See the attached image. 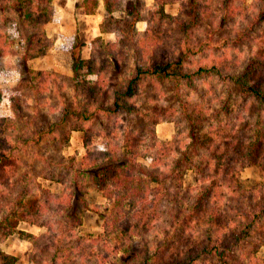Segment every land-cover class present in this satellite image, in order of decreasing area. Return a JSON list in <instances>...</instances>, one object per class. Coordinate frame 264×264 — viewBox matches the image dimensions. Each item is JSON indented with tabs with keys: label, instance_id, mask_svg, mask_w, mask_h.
Segmentation results:
<instances>
[{
	"label": "trees",
	"instance_id": "16d2710c",
	"mask_svg": "<svg viewBox=\"0 0 264 264\" xmlns=\"http://www.w3.org/2000/svg\"><path fill=\"white\" fill-rule=\"evenodd\" d=\"M0 1L3 11L15 13L13 17L7 16L5 21L16 25V34L22 37L17 39L6 33L4 38L0 34V78L7 66L5 59L13 52L12 47L19 45L18 62L26 65L23 81L34 93H42L50 87L54 73L48 69L30 68L28 61L45 55L55 44L46 33V25L58 20L53 0ZM100 1L80 0L78 7L86 14H94ZM145 1L103 0L108 13L123 14L117 19L123 34L125 30L121 24L132 29L144 17V11L148 9ZM236 1L219 0L218 6L224 16L234 13ZM171 3L189 9L191 18L177 22L184 34L177 53L168 59L152 58L145 64L136 65L116 84L108 79V73L116 70L120 63L115 52L117 44L96 37L90 56L83 58L79 45L71 37L68 48L73 58L75 106L63 105L57 119L48 127L38 129L35 135L27 136L23 143H50V139L56 141L57 133H60L61 145L66 146L74 131L83 133L86 153L77 171L83 170L92 177L95 188L107 199V207L102 213L104 232L98 240L100 247L97 251L84 248L89 254H82L86 258L79 264H89L87 261L94 264H198L203 256L214 257L218 264H264V258L258 256L264 246V178L249 185L239 179V174L248 167L256 166L264 172V66L258 65L260 61L251 63L250 60L239 68L235 56L225 57L224 52L219 60L189 69V58L205 46L193 42L202 27L200 23L206 19L204 9L213 7L208 0H154L150 23L140 41L144 54L149 51L152 55L164 43L165 21L172 17L165 7ZM258 9V20L264 21V0ZM219 25H223L221 19ZM235 35L240 40L244 34L238 31ZM208 46L216 49L213 43L205 47ZM228 47L229 44L221 46L223 49ZM257 55H261L260 51ZM206 76H217L226 85L238 86L242 95L255 101L254 125L248 123L249 133L241 130V124L231 116L228 96L208 117L207 112L213 111L205 102L208 92L194 84ZM155 78L176 83L174 97L187 121L189 141L178 140L177 135L171 140L159 139L155 127L161 122L160 118L153 119L150 111L136 103L135 99L142 91L140 83ZM183 84L190 87L189 93L182 94L178 86ZM191 91L196 94L195 101H191ZM21 104L22 97L16 88L0 86V140L4 145L0 151V264H20L15 255L2 248V242L14 233L33 237L20 230L18 225L22 222L46 225L44 218L52 197L62 198L49 192L40 198L32 187L24 185L6 200L11 185L24 182V177L16 179L20 148L14 139L19 129L14 110ZM120 115L143 118L146 125L153 126L150 138L147 140L144 135L138 136L136 131L126 128L125 141L121 142L117 120ZM96 123L101 125L92 126ZM104 139L105 148H97ZM147 158L149 164L144 162ZM70 159L76 161V158ZM187 170L194 172L196 183L184 189ZM72 194L74 200L70 208L79 201L76 192ZM167 212L173 219L170 226L176 230L173 235L156 240L151 234ZM180 221H183L182 226L177 228L175 223ZM196 225L201 230L200 244L181 257L171 251L174 243L190 239ZM173 236L175 241H171ZM73 249L62 245L55 250L51 261L73 264Z\"/></svg>",
	"mask_w": 264,
	"mask_h": 264
},
{
	"label": "rangeland",
	"instance_id": "374dc122",
	"mask_svg": "<svg viewBox=\"0 0 264 264\" xmlns=\"http://www.w3.org/2000/svg\"><path fill=\"white\" fill-rule=\"evenodd\" d=\"M79 2L80 0H53L57 15L62 13L63 16L60 15L59 21L48 23L46 33L55 41L56 46L54 47V44L45 56L28 61L30 68L48 69L54 73L53 81L46 91L39 94L34 93L23 81L26 65H21L20 61L18 62L19 45L12 47L13 52L5 59L7 66L2 72L4 76L0 78V86L16 88L22 97V104L18 110H14L16 119L19 121V129L15 132L14 139L20 148L17 151L19 159L16 162V179L24 177V182L11 185L9 188L10 195H6V200H10L11 196L22 190L24 185L32 187L39 197L45 192L62 197L60 199L52 197L53 200L50 202V207L44 218L46 225H31L25 222L18 225L20 230L31 233L34 235L33 237L14 233L2 242V248L15 255L20 264H54L51 261L52 255L62 245L74 247L72 263L79 264L78 262L82 258H86L82 257V254H89L86 250L97 251L99 249L98 240L104 232V215L102 213L107 207V199L95 188L92 177L87 172L77 171V166L86 153L83 133L74 131L71 134L69 144L66 146L61 145L60 133H57L56 141L50 139V143L35 144L29 141L23 143L27 136L35 135L38 129L48 127L57 119L63 105L75 106L73 58L68 48L69 39L72 37L79 45L83 58L90 56L92 42L96 37L101 36L104 41L109 43L115 42L117 44L115 52L119 55L120 63L112 73L111 70L109 71L108 79L116 84L120 77L124 78L138 64H145L152 58L168 59L174 57L184 38L177 22L183 19H191L188 15L189 9H181L178 3L166 5V11L173 18H167L165 21V35L162 34L164 35V43L150 55L149 51H146V54L142 52L140 41L143 40L150 23V8H153L154 0L145 1L148 9H145L144 17L132 29H129L127 25L122 27L121 24L125 34L119 31L121 29L117 25V19L123 17L122 13H108L104 6V9H97V14L100 15L97 23V15L87 17L81 13L82 9L77 7ZM102 2L100 1L99 8L102 7ZM208 2L209 5L213 3V7L204 9L207 14L206 19L200 23L202 27L196 33V39L193 43L195 45L202 43L205 46L208 43H213L216 49L204 46L203 52L201 51L189 58V69L193 70L201 64L219 60L224 52L225 57L235 56L234 60L238 61L239 68H242L250 60H252L251 63L260 61L258 65L264 66V21H259L257 18L258 7L263 0H237L235 4L237 9L234 13L225 16L221 12V7L218 6L219 0H208ZM1 3L0 1L1 36L5 38L7 35H11L17 39L22 38L16 34L18 33L15 31L16 25L5 21L7 16L13 17L15 13L3 11ZM16 16L20 18L18 15ZM220 19L223 27L217 26ZM244 29L247 30L243 31ZM238 31H242L244 34L240 40L235 35V32ZM228 44V48H221L222 45ZM231 45L233 47H230ZM258 51L261 53L260 56L257 55ZM0 69H2L1 62ZM140 84H142V91L135 101L142 108L150 111L154 115L152 116L153 119L160 118L161 122L155 127L157 137L162 140H171L177 135L178 140L189 141L187 121L181 113L177 98L174 97L177 88L176 83L155 78ZM194 84L198 85L200 90L203 89L208 92L205 102L210 104L213 110L207 112L209 118L214 110L221 107V100L228 96L231 116L241 124V130L249 133L248 123L253 126L255 118L253 112L256 109V103L253 99H248L242 95L238 86L226 85L221 82L217 76H206ZM178 87H181L182 94L190 92V87L185 84ZM191 92V101H195L196 94ZM117 120L120 123L118 128L121 142L125 141L126 128L133 129L138 136L144 135L147 140L150 138V130H153V126L150 128L148 124L146 125L143 118L137 115H120ZM100 125L98 124V126ZM92 126L96 127L97 123ZM96 146L97 148H105L106 139ZM3 147L4 145L0 140V151ZM70 157L76 158V161ZM144 162L149 164L150 159H144ZM72 165L74 167L71 168ZM263 178V170L256 166L248 167L239 174V179L245 185ZM195 183L194 172L187 170L184 175V189L190 188ZM73 192H76L79 201L70 208L71 201L74 200ZM172 220L171 213L167 212L156 224L151 234L152 238L159 240L164 239L166 235H173L176 229L174 226H170V223H173ZM182 223L183 221H180V223L175 224L179 228ZM198 227V225L193 227L195 231L190 233V239H181L174 243L170 250L181 257L184 252L190 251L191 247L199 245L202 236ZM138 241L139 239H137ZM171 241H175L174 236ZM258 256L264 258V246L261 247ZM86 263L94 264L89 261ZM198 264H218V262L214 257L203 256Z\"/></svg>",
	"mask_w": 264,
	"mask_h": 264
},
{
	"label": "crops",
	"instance_id": "0c3cea01",
	"mask_svg": "<svg viewBox=\"0 0 264 264\" xmlns=\"http://www.w3.org/2000/svg\"><path fill=\"white\" fill-rule=\"evenodd\" d=\"M101 1H103V0H101ZM99 3H100V2H99ZM168 5H169V4H168ZM77 7H78V5H77ZM78 8H79V7H78ZM102 8L104 9V2H102V7H101V6H100V8L98 7V9H102ZM79 9H80V8H79ZM58 13H59V12H58ZM81 13H83V15H85V16H87V17H89V16H90V17H93V16L97 15V16H96V21H97L98 18L100 17V15L97 14V12L94 13V14H86V13L83 12V10H81ZM60 15L63 16L62 13H60ZM60 15H58L59 20H60V17H61ZM59 20H58V21H59ZM97 23H98V21H97ZM55 46H56V44L54 45V47H55ZM44 56H45V55H44Z\"/></svg>",
	"mask_w": 264,
	"mask_h": 264
}]
</instances>
